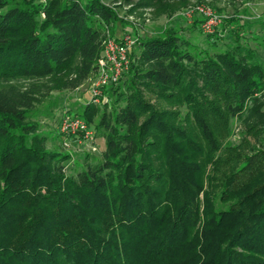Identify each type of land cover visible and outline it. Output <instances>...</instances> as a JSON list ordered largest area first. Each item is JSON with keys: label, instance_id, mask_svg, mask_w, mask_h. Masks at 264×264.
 Wrapping results in <instances>:
<instances>
[{"label": "trees", "instance_id": "1", "mask_svg": "<svg viewBox=\"0 0 264 264\" xmlns=\"http://www.w3.org/2000/svg\"><path fill=\"white\" fill-rule=\"evenodd\" d=\"M116 20L105 0H0V264H264L256 36L211 53L173 31L137 39L127 71L76 114L100 157L46 148L36 105L96 72ZM232 122L257 143L228 144Z\"/></svg>", "mask_w": 264, "mask_h": 264}, {"label": "rangeland", "instance_id": "2", "mask_svg": "<svg viewBox=\"0 0 264 264\" xmlns=\"http://www.w3.org/2000/svg\"><path fill=\"white\" fill-rule=\"evenodd\" d=\"M105 1L118 18L108 29L107 36L121 39L125 34H130L135 39L133 49L137 39L165 36L173 31L187 40L191 49L211 53L231 45L236 37L244 41L243 34L257 37L255 40L248 38L251 39L248 42L264 59V29L261 28L264 0H186L185 6L163 12L153 11L152 8H135L133 5L137 0L131 3L124 0ZM237 24L242 28H238ZM95 79L96 72L73 90L53 91L33 111L40 133L47 136L46 148L68 152L72 162L77 164L85 155L97 160L104 149V140L94 135V129L88 123L93 130L89 138H84L81 133H61L58 125L61 117L77 116L88 102L93 101L91 88ZM103 95L98 102L93 101L94 104H99ZM146 97L155 105L159 103L169 108L157 94L146 92ZM242 127L240 122H232L231 134L226 142L235 147L245 146L244 150H247L249 145L257 143V139L244 135Z\"/></svg>", "mask_w": 264, "mask_h": 264}, {"label": "built area", "instance_id": "3", "mask_svg": "<svg viewBox=\"0 0 264 264\" xmlns=\"http://www.w3.org/2000/svg\"><path fill=\"white\" fill-rule=\"evenodd\" d=\"M45 1V0H41ZM134 38L125 34L121 39H114L109 36L103 41L101 54L97 60L96 79L92 85V99L95 102L100 100L105 86L118 82L130 65L129 52L134 44ZM59 131L64 134H83L84 138L93 135L90 126L78 116L64 115L59 121Z\"/></svg>", "mask_w": 264, "mask_h": 264}]
</instances>
